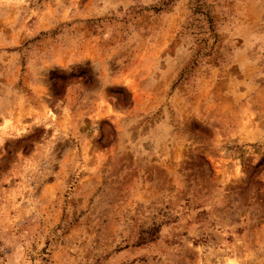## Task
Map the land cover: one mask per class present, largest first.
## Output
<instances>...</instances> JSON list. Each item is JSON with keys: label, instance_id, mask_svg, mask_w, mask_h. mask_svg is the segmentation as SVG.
<instances>
[{"label": "rangeland", "instance_id": "obj_1", "mask_svg": "<svg viewBox=\"0 0 264 264\" xmlns=\"http://www.w3.org/2000/svg\"><path fill=\"white\" fill-rule=\"evenodd\" d=\"M0 264H264V0H0Z\"/></svg>", "mask_w": 264, "mask_h": 264}]
</instances>
